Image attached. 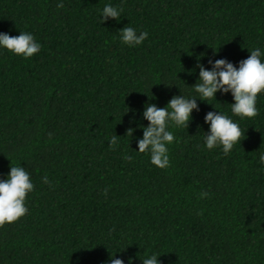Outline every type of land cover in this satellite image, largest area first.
<instances>
[{
	"label": "trees",
	"instance_id": "obj_1",
	"mask_svg": "<svg viewBox=\"0 0 264 264\" xmlns=\"http://www.w3.org/2000/svg\"><path fill=\"white\" fill-rule=\"evenodd\" d=\"M106 3L122 12L99 24ZM122 27L148 35L128 47ZM19 31L40 51L0 49V179L21 166L33 190L0 225V264H108L116 251L132 264H264V92L252 118L232 115L229 93L197 100L187 128L168 129L167 168L135 151L145 103L196 95L198 59L264 52V0H0V32ZM209 111L241 129L228 154L204 146Z\"/></svg>",
	"mask_w": 264,
	"mask_h": 264
},
{
	"label": "clouds",
	"instance_id": "obj_2",
	"mask_svg": "<svg viewBox=\"0 0 264 264\" xmlns=\"http://www.w3.org/2000/svg\"><path fill=\"white\" fill-rule=\"evenodd\" d=\"M62 6L57 4V7ZM121 12L122 9L106 3L100 10L98 23L109 19L118 21ZM118 34L120 42L128 47L140 45L148 35L146 31H137L133 27H122L118 30ZM0 49L22 58H30L40 51V44L30 32L19 31L16 36L0 32ZM248 52L247 58L238 61L236 66L224 58L209 59L210 67L206 69L198 59L196 68L199 71L193 85L196 95L190 97L181 94L173 95L164 107L145 103L141 117L148 123L146 126L137 125L142 130V136L136 139L135 151L147 153L149 162L157 168H167L169 166L168 146L175 139L173 133L168 130L169 127L186 129L191 119L190 113L193 110L199 111L197 100L208 103L209 99L215 100L214 95L218 91L221 94L231 95L233 102L230 104V111L233 116L241 119L254 117L257 114V94L264 92V59H262L264 52L259 47H254ZM192 71L194 69H189V74ZM203 120L208 125L207 134L203 137L204 146L207 149L220 147L224 154H228L238 141L240 143L241 129L231 117L220 111H209L204 115ZM134 130L133 127L126 130L128 138L132 137ZM108 143L110 146L115 145L116 136L111 137ZM127 158L131 159V157ZM259 162L264 166V152L259 154ZM42 182L49 183L47 176L42 177ZM32 190L33 183L25 168L9 167L6 177L0 179V225L14 222L27 212L25 197ZM117 252L120 251L109 254L108 264H132V257H127L126 260L114 258V253ZM158 256L152 254L139 259L141 264H159Z\"/></svg>",
	"mask_w": 264,
	"mask_h": 264
}]
</instances>
